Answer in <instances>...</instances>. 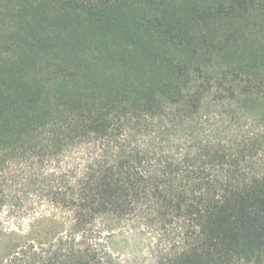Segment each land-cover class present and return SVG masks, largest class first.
Wrapping results in <instances>:
<instances>
[{"label":"trees","instance_id":"obj_1","mask_svg":"<svg viewBox=\"0 0 264 264\" xmlns=\"http://www.w3.org/2000/svg\"><path fill=\"white\" fill-rule=\"evenodd\" d=\"M0 30V205L39 207L0 264H264V0H0Z\"/></svg>","mask_w":264,"mask_h":264},{"label":"rangeland","instance_id":"obj_2","mask_svg":"<svg viewBox=\"0 0 264 264\" xmlns=\"http://www.w3.org/2000/svg\"><path fill=\"white\" fill-rule=\"evenodd\" d=\"M1 33V30H0ZM2 55V52L0 51V56ZM20 170V168H19ZM20 181V184H17L11 188V198L10 203L8 205H5V207H1L0 205V237H3L4 234L15 230L17 226H23L24 230L27 232L29 230V224L32 221V215L34 214V210H38L39 208L37 206V196L34 195L33 191H30L27 193V191L30 190V188H23L21 185L23 182L21 181V178L17 179ZM8 186H3L2 189H5ZM10 190V188H7ZM26 194L25 198L21 199L20 197L23 194ZM24 206L26 208V213L23 218L18 219L17 214H9L10 211L14 210L17 211L20 209V207ZM45 204H42V207H40L39 210H46ZM35 210V211H36ZM8 238H1L0 239V252L2 249V246L4 243L8 242ZM3 242V243H2ZM1 256V254H0Z\"/></svg>","mask_w":264,"mask_h":264}]
</instances>
